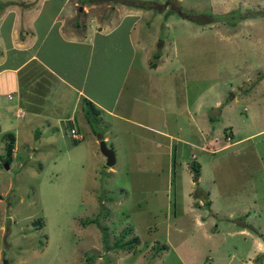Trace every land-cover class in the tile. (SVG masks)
I'll list each match as a JSON object with an SVG mask.
<instances>
[{
  "label": "rangeland",
  "instance_id": "rangeland-1",
  "mask_svg": "<svg viewBox=\"0 0 264 264\" xmlns=\"http://www.w3.org/2000/svg\"><path fill=\"white\" fill-rule=\"evenodd\" d=\"M106 1L146 10L138 32L146 45L152 39L149 58L136 47L115 114L100 109L92 122L73 103L77 90L35 83L47 122L32 137L19 130L7 167L0 157V264H207L213 242L226 258L230 236L212 241L201 229H256L264 242V0ZM106 1L84 0L94 3L75 17L79 24L90 25L92 12L102 23ZM13 2L22 5L0 0V8ZM104 39L95 37L94 51ZM155 60L157 71L142 69ZM80 61L84 88L111 104L114 61L102 60L99 76L113 67L104 81ZM15 117L4 115L0 93V156L4 133L22 125ZM100 140L114 151L112 165ZM231 239L234 264L246 260L250 238Z\"/></svg>",
  "mask_w": 264,
  "mask_h": 264
},
{
  "label": "crops",
  "instance_id": "crops-1",
  "mask_svg": "<svg viewBox=\"0 0 264 264\" xmlns=\"http://www.w3.org/2000/svg\"><path fill=\"white\" fill-rule=\"evenodd\" d=\"M94 2L87 5L84 0L82 4L77 3V0H20L21 7L13 2L4 4L0 8V75L4 74V88H1L0 93L4 95V115L10 111L22 123L17 127V134L12 133L14 137L13 153L18 146L15 143V135L19 136V130L22 132L21 137H32L33 135L30 136V133L38 131L37 125L47 120L49 116L44 112L42 106L45 94L41 87L35 86L40 80L42 81V78L43 82L49 79L53 84L57 80V85L62 91L69 88L77 90L73 103L74 105L78 104L79 109L82 107V98L85 97L97 107L99 106L101 110L111 112L115 108V103H118V94L124 90L129 71L134 67L132 62L136 55V47L139 46L143 50L144 61L149 58L152 39L150 45H146L138 32V24L144 18L143 16L147 15L146 10L133 2L111 4L110 1H106L104 3L110 6V12L103 15L102 23L97 13L92 12L87 15L91 21L90 25L79 24V20L75 17H81L83 12L89 10V6H93ZM10 5L13 6L10 7ZM82 8L83 10H81ZM85 19L86 16L84 21ZM139 28L141 27L139 26ZM95 37H105L104 42L96 51L92 47ZM80 59H83L86 64L90 63L92 69L89 68L88 74H93L101 81H104L102 77L111 76L113 67H118L115 70L118 78L115 80L117 88L116 93L112 96L111 104L104 103L96 95L92 96L84 88V82L82 83L80 79L83 73ZM103 59L114 61V65L110 71L100 72L99 76L98 68L101 67ZM157 60L154 64L162 67V65L159 66ZM155 65L150 68L142 66V69L157 71ZM84 67L86 71V66ZM31 71L34 74L33 78L28 79L26 75ZM93 84L96 87L99 86L94 82ZM107 86L108 84L104 86V90L107 89ZM112 112L115 114L114 110ZM63 118L61 115L54 118L55 120L49 119L48 121L55 123ZM65 118L71 121L75 115L70 111ZM9 126L6 124L4 128ZM29 128H32L31 131ZM75 129L78 131L77 127ZM201 230L205 237L212 241L225 238L223 235L230 236L224 240L227 248H231V251L226 253L227 257L221 259L222 257L217 255L219 244L213 242L211 244L215 250L214 257L211 256L207 264H214V258L218 260L217 264L235 263L238 250L235 247L236 244H233L234 240L231 239L235 234H239L243 240L250 238V242L245 248L246 260L238 257L236 264H261L260 262L254 263L257 254L264 252V242L260 239L261 233L258 230L213 229L209 232L205 229ZM228 240L231 243H228ZM250 257L253 259L252 261L249 259Z\"/></svg>",
  "mask_w": 264,
  "mask_h": 264
},
{
  "label": "trees",
  "instance_id": "trees-1",
  "mask_svg": "<svg viewBox=\"0 0 264 264\" xmlns=\"http://www.w3.org/2000/svg\"><path fill=\"white\" fill-rule=\"evenodd\" d=\"M153 56L157 57L158 53H153ZM151 64L154 65L153 62ZM83 107H84V109H83L84 115H85L87 121L92 122V120L95 118V116L98 115V113L100 111V108L97 107L91 100H89L88 98H85V97L82 98V108ZM4 134L7 137V140H5V142H4L5 155L4 156H0V157L3 159V161H4V158H6L5 163H9L10 158L12 156V148H13L14 137H13L11 132H7V133H4ZM192 169L194 171L193 175L196 178V176L198 174L197 168L192 166ZM90 220H93V219H90ZM133 241H134V239L132 237L131 239L126 240V241L115 242L113 246L119 247V248H123L124 245H126V244L129 245ZM164 246L165 245L163 244L160 247H164ZM109 248H110V246L106 245V249H109Z\"/></svg>",
  "mask_w": 264,
  "mask_h": 264
},
{
  "label": "water",
  "instance_id": "water-1",
  "mask_svg": "<svg viewBox=\"0 0 264 264\" xmlns=\"http://www.w3.org/2000/svg\"><path fill=\"white\" fill-rule=\"evenodd\" d=\"M99 150L105 156V164L112 165L115 161L114 151L106 146L103 140L99 141ZM4 166L7 167V163H4Z\"/></svg>",
  "mask_w": 264,
  "mask_h": 264
},
{
  "label": "built area",
  "instance_id": "built-area-1",
  "mask_svg": "<svg viewBox=\"0 0 264 264\" xmlns=\"http://www.w3.org/2000/svg\"><path fill=\"white\" fill-rule=\"evenodd\" d=\"M70 133L72 136L74 135V137H76V135L80 136V134L76 133V131H74V129H72V128L70 129Z\"/></svg>",
  "mask_w": 264,
  "mask_h": 264
},
{
  "label": "clouds",
  "instance_id": "clouds-1",
  "mask_svg": "<svg viewBox=\"0 0 264 264\" xmlns=\"http://www.w3.org/2000/svg\"><path fill=\"white\" fill-rule=\"evenodd\" d=\"M75 138H77V137H75Z\"/></svg>",
  "mask_w": 264,
  "mask_h": 264
}]
</instances>
